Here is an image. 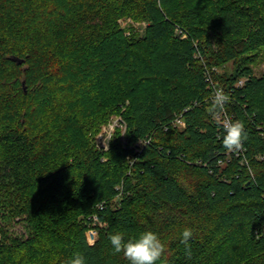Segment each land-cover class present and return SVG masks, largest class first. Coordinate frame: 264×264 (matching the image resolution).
Wrapping results in <instances>:
<instances>
[{
	"label": "trees",
	"instance_id": "16d2710c",
	"mask_svg": "<svg viewBox=\"0 0 264 264\" xmlns=\"http://www.w3.org/2000/svg\"><path fill=\"white\" fill-rule=\"evenodd\" d=\"M122 18L148 26L126 35ZM261 56L264 0H0V264H129L110 235L148 230L158 264H264ZM222 108L245 126L240 151ZM112 116L126 131L100 151Z\"/></svg>",
	"mask_w": 264,
	"mask_h": 264
},
{
	"label": "clouds",
	"instance_id": "9594fccd",
	"mask_svg": "<svg viewBox=\"0 0 264 264\" xmlns=\"http://www.w3.org/2000/svg\"><path fill=\"white\" fill-rule=\"evenodd\" d=\"M228 99L227 95L218 92L215 103L221 106ZM247 139L244 124L239 121L227 120L224 126L223 144L230 150H239ZM193 236L191 228L183 229L181 242L187 243ZM110 242L116 253H123L129 264H158L165 253V244L155 231H144L138 236L126 239L122 232L111 234ZM69 264H87L85 255L76 253Z\"/></svg>",
	"mask_w": 264,
	"mask_h": 264
},
{
	"label": "rangeland",
	"instance_id": "374dc122",
	"mask_svg": "<svg viewBox=\"0 0 264 264\" xmlns=\"http://www.w3.org/2000/svg\"><path fill=\"white\" fill-rule=\"evenodd\" d=\"M119 25L123 30H125L126 35H130L131 30L130 29H137L139 30L140 34L143 33L145 28L148 26L147 23H137L131 18H122L118 21ZM253 68L255 75L262 76L264 75V56H261L257 58L254 63L251 65ZM228 70H232L233 66L232 64H229L227 66ZM123 118L121 116H112L110 118V121L106 124H103L97 133V135L94 138V145L97 149L100 151L107 152L110 150L111 142L114 139V136L117 132V130H121L124 136V133L126 131V125L123 123ZM13 221L9 225V231L11 233V236L14 238H22L26 236V230L25 225L22 222ZM1 239V237H0Z\"/></svg>",
	"mask_w": 264,
	"mask_h": 264
},
{
	"label": "built area",
	"instance_id": "2783aa9c",
	"mask_svg": "<svg viewBox=\"0 0 264 264\" xmlns=\"http://www.w3.org/2000/svg\"><path fill=\"white\" fill-rule=\"evenodd\" d=\"M244 82H245L244 80L240 81L238 86L243 85ZM212 87H213V91H214V93H213V99L214 100H216V96H217L218 92L225 94L223 89L220 87H217L215 84H213ZM222 106H223V104H222ZM216 118L221 124H223L225 126V122L228 119L226 117V113H225L223 108H222V111H220L216 115ZM174 124L178 127H181V128H185V126H186L185 121L181 118H178L177 120H175ZM242 149H243V147L241 149H239V151ZM99 208L103 209L102 206H100ZM88 220H89V222L87 221L88 230L86 232V236H87V240H88L89 244L93 245L98 240L100 230L105 227V223L103 221H101L98 214L92 215Z\"/></svg>",
	"mask_w": 264,
	"mask_h": 264
}]
</instances>
